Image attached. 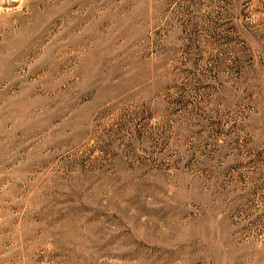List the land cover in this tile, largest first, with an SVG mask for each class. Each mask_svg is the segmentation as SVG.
<instances>
[{
  "label": "rangeland",
  "instance_id": "obj_1",
  "mask_svg": "<svg viewBox=\"0 0 264 264\" xmlns=\"http://www.w3.org/2000/svg\"><path fill=\"white\" fill-rule=\"evenodd\" d=\"M0 264H264V0H0Z\"/></svg>",
  "mask_w": 264,
  "mask_h": 264
}]
</instances>
